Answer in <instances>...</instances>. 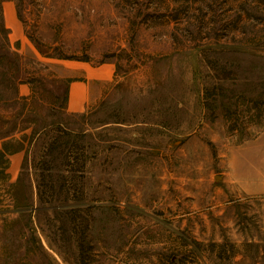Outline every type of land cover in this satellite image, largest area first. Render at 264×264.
<instances>
[{
  "label": "rangeland",
  "instance_id": "1",
  "mask_svg": "<svg viewBox=\"0 0 264 264\" xmlns=\"http://www.w3.org/2000/svg\"><path fill=\"white\" fill-rule=\"evenodd\" d=\"M0 264H264V0H0Z\"/></svg>",
  "mask_w": 264,
  "mask_h": 264
},
{
  "label": "crops",
  "instance_id": "2",
  "mask_svg": "<svg viewBox=\"0 0 264 264\" xmlns=\"http://www.w3.org/2000/svg\"><path fill=\"white\" fill-rule=\"evenodd\" d=\"M76 68L75 74L72 75L74 78L69 82L68 87V108L72 112L83 109L90 97L100 93L101 84L108 82L113 74L110 64L92 67L80 63Z\"/></svg>",
  "mask_w": 264,
  "mask_h": 264
},
{
  "label": "trees",
  "instance_id": "3",
  "mask_svg": "<svg viewBox=\"0 0 264 264\" xmlns=\"http://www.w3.org/2000/svg\"><path fill=\"white\" fill-rule=\"evenodd\" d=\"M3 150L6 152V149L5 148Z\"/></svg>",
  "mask_w": 264,
  "mask_h": 264
}]
</instances>
